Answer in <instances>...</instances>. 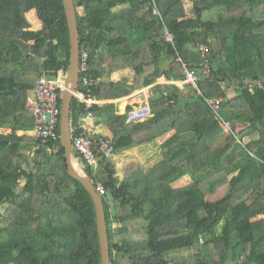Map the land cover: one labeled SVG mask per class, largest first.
I'll list each match as a JSON object with an SVG mask.
<instances>
[{"label": "trees", "instance_id": "16d2710c", "mask_svg": "<svg viewBox=\"0 0 264 264\" xmlns=\"http://www.w3.org/2000/svg\"><path fill=\"white\" fill-rule=\"evenodd\" d=\"M189 1L188 14L184 0H74L83 11L76 14L80 49L89 53V73L101 78L93 87L98 100L128 96L160 77L183 78L177 58L199 77L197 87L155 84L152 116L141 123H127L113 102L91 109L110 131L87 136L99 157L95 174L72 154L105 189L110 264H264V90L248 89L264 82V0ZM31 9L37 30L26 18ZM64 14L62 0H0V35L7 34L0 40V264H101L94 203L67 171L60 119L56 140L35 137L25 107L39 78L69 69ZM124 69L132 79L111 80V71ZM217 97L214 110L207 100ZM217 113L245 125L239 141L223 132ZM84 116L73 97V137ZM172 130L155 166L134 161L118 174L116 154ZM100 138L111 157H100ZM185 175L191 181L174 187Z\"/></svg>", "mask_w": 264, "mask_h": 264}, {"label": "built area", "instance_id": "2783aa9c", "mask_svg": "<svg viewBox=\"0 0 264 264\" xmlns=\"http://www.w3.org/2000/svg\"><path fill=\"white\" fill-rule=\"evenodd\" d=\"M164 39L167 42L174 44V36L167 30L164 31ZM202 52V56L208 51V47L204 44L199 46ZM88 60L89 54L86 50L80 49L78 54V72L79 81L87 89V92L83 89L75 92V97H77L81 102L84 103L86 109V118L92 119V107L95 104L101 103L100 100L96 99L91 95V89L95 87L99 82V78L92 77L88 72ZM177 61L182 63L184 68L183 78L181 79H167L165 83L175 84L180 87L185 85H192L197 87V81L199 79L198 74L195 70L189 69L185 63L177 58ZM204 73L208 75L210 73V65L207 59L203 62ZM158 84L157 82L153 83ZM260 88L264 90V82L257 81L254 84H250L248 89L252 92L254 88ZM64 89V83L60 76H43L38 79L33 92L28 95L25 103L26 109L31 113L33 120V128L30 132L35 137L40 138H51L56 140L58 138L57 126L59 123V117L61 113V106L59 104V97L61 91ZM152 92L145 91V88L140 89L137 93L132 94L131 97L135 98L134 101L130 103L129 109H125L126 122L130 124H137L148 120L151 114V108L149 105V98L152 96ZM166 95V93H165ZM142 96V100L138 101L137 97ZM208 104L215 110L218 109L220 103L222 102L221 97L211 98L207 100ZM216 118L219 121L220 126L225 134L235 136L236 132L233 124L222 119V117L217 113ZM236 137V136H235ZM94 143L89 137L86 136H74L72 137V147L76 150L82 157L84 163L93 169V173L96 172V167L98 166L99 157L94 149ZM98 151L100 157H111L113 154L112 146L103 138H100L98 143ZM99 194H104L105 189L103 185L98 182L95 187Z\"/></svg>", "mask_w": 264, "mask_h": 264}, {"label": "water", "instance_id": "95a60500", "mask_svg": "<svg viewBox=\"0 0 264 264\" xmlns=\"http://www.w3.org/2000/svg\"><path fill=\"white\" fill-rule=\"evenodd\" d=\"M69 31L70 62L69 69L65 77V87L61 95L60 113V141L64 147V157L66 159L68 173L82 183L86 191L90 194L94 203L96 215V228L98 233L101 264H110L109 241L103 200L96 191L90 177L82 170L77 171L73 166L74 156L72 154V141L70 132V108L71 101L79 83L78 54L80 49L79 31L77 25V10L74 0H62ZM78 163V162H77Z\"/></svg>", "mask_w": 264, "mask_h": 264}, {"label": "crops", "instance_id": "0c3cea01", "mask_svg": "<svg viewBox=\"0 0 264 264\" xmlns=\"http://www.w3.org/2000/svg\"><path fill=\"white\" fill-rule=\"evenodd\" d=\"M35 11V9H34ZM29 13H27L28 15ZM36 14V12H35ZM29 17V15H28ZM36 17V16H35ZM27 18V17H26ZM30 18V17H29ZM37 18V17H36ZM30 21L31 24H35L37 25V23H33L31 19H28ZM37 21H38V24L40 25L41 27V23L40 21L38 20L37 18ZM80 50V49H79ZM85 50V49H84ZM87 51V50H86ZM99 49L97 48L96 49V52H98ZM89 54V53H88ZM106 57V55H105ZM108 58V57H106ZM105 58V59H106ZM109 60L105 61V63H108ZM89 62V60H88ZM127 70V74L123 75L122 71L123 70H116V71H111L110 73V78L111 80L113 81H119L121 80L123 77H129L130 79H132L133 77V71L130 70V69H126ZM124 69V71H126ZM128 71L130 72V75H128ZM89 72V71H88ZM66 74L67 72L64 74L63 72H59L57 75L53 76V77H57V76H60L61 79L63 80V83H64V87H65V77H66ZM90 74V73H89ZM91 75V74H90ZM92 76V75H91ZM93 77V76H92ZM94 78H99L100 81H101V78L100 77H94ZM166 79L164 77H160L157 79V83H165ZM80 83V81H79ZM79 83H78V86H79ZM81 84V83H80ZM175 85V84H174ZM78 86H77V89L76 91H80V90H85L87 92V89L84 88V86H82L80 88V90H78ZM178 86V85H176ZM186 86V85H185ZM185 86H178L180 88H183ZM142 89V88H141ZM140 90V89H139ZM137 90V91H139ZM63 91V90H62ZM62 91H61V95H62ZM145 91H150L153 93V85H149L147 87H145ZM232 90H229V92H231ZM33 92V89L29 91L28 95L31 94ZM27 95V97H28ZM91 95L93 97L94 94H93V88L91 89ZM229 96H233V95H229ZM75 97V95L73 96ZM96 98V97H95ZM97 99V98H96ZM132 99V100H130ZM135 98H132L131 95L129 94L128 96H125V97H122V98H118V99H112V100H103V102L99 103V104H95V105H102L106 102H113L115 104V111L117 114H122L125 112V109H127L128 106H130V103L132 101H134ZM131 101V102H130ZM129 103V104H126V103ZM120 103V104H119ZM119 107V108H118ZM119 109H123L124 111L121 113V111H119ZM93 113V111H92ZM93 118L92 119H87L85 116L80 120V129H81V133L80 136H85L86 137L88 135H99V136H110V131L107 127V125L98 117L95 116V114L93 113ZM231 122V121H230ZM233 127L235 129V132H236V139L239 141V139L237 138V134L245 128V125L242 124V123H233ZM70 132H71V141H72V130H71V125H70ZM175 133L174 130L166 133L165 135H162L158 138H156L155 140L151 141V142H148V143H145V144H142V145H139V146H135V147H132L122 153H119V154H116L115 156H118L120 157V160L123 161V166L126 167L127 165H129L130 163L136 161L138 163L141 164V166H143L145 169H149V168H152L153 166H155L160 160H161V148H160V144L162 142H164L165 140H168L170 139L171 136H173ZM227 135V134H226ZM77 136V135H76ZM230 136V135H229ZM157 149V150H156ZM72 150H73V147H72ZM154 150V151H153ZM117 160V159H116ZM122 167L121 170L124 168ZM188 178L190 182L191 179L189 177V175H185L183 177H181L180 179L178 180H182V179H186ZM188 184V183H187ZM175 187V186H174Z\"/></svg>", "mask_w": 264, "mask_h": 264}, {"label": "rangeland", "instance_id": "374dc122", "mask_svg": "<svg viewBox=\"0 0 264 264\" xmlns=\"http://www.w3.org/2000/svg\"><path fill=\"white\" fill-rule=\"evenodd\" d=\"M184 4H185V7H186V9L185 10H187V12H188V14L190 13V7H191V4H190V1L189 0H184ZM29 14V17H28V15L26 16L28 19H31L32 20V22L33 23H37V25H35V24H31V29L32 30H37V29H39L40 28V25L38 24V21H37V18L35 17L36 16V14H35V11H34V9H31L29 12H28ZM81 14H83V11H82V9L81 8H78L77 9V15H81ZM7 39V34L6 33H2L1 35H0V40L1 41H4V40H6ZM105 61H107V59L105 60ZM107 65H110L109 63H107ZM126 70V69H125ZM122 73H123V75H125V74H127V70L126 71H122ZM128 75H130V72L128 71ZM145 88V87H144ZM143 89V88H142ZM141 89V90H142ZM139 90V89H138ZM138 91H137V89L136 90H134L133 92H132V94H135V93H137ZM234 94H236V92L235 91H231V92H229V95H234ZM131 95V94H130ZM137 99H138V101H140V100H142L143 98H142V96L141 97H137ZM130 100H132V99H130ZM101 102H103V100H100ZM131 102V101H130ZM107 103V102H106ZM120 104V103H119ZM126 104H129L128 102L126 103ZM119 108V107H118ZM119 111H121V113L124 111L123 109H119ZM157 150V149H156ZM154 151V150H153ZM117 159V160H116ZM114 161H115V163H116V165H117V169H118V174L121 176L122 175V170H121V168L122 167H124L123 165V161H121L120 160V157H118V156H115V158H114ZM74 162L77 164V169H78V167L80 168V170H82L81 169V167H80V165L77 163V160L76 159H74ZM83 171V170H82ZM84 172V171H83ZM189 181V179L188 178H186V179H182V180H177V181H175L174 183H173V186H175V187H179V186H183V185H186L187 183H189L188 182ZM107 198V200H109L108 199V197H106Z\"/></svg>", "mask_w": 264, "mask_h": 264}, {"label": "bare ground", "instance_id": "6f19581e", "mask_svg": "<svg viewBox=\"0 0 264 264\" xmlns=\"http://www.w3.org/2000/svg\"><path fill=\"white\" fill-rule=\"evenodd\" d=\"M72 163H73L74 168H75L77 171H79L80 168L78 167V169H77V164H76L74 161H73Z\"/></svg>", "mask_w": 264, "mask_h": 264}]
</instances>
